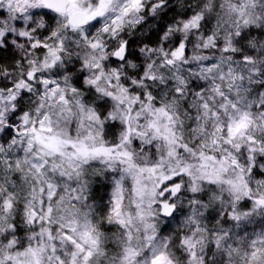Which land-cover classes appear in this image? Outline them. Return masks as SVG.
Wrapping results in <instances>:
<instances>
[{
    "label": "snow or ice",
    "instance_id": "obj_1",
    "mask_svg": "<svg viewBox=\"0 0 264 264\" xmlns=\"http://www.w3.org/2000/svg\"><path fill=\"white\" fill-rule=\"evenodd\" d=\"M0 264H264V0H0Z\"/></svg>",
    "mask_w": 264,
    "mask_h": 264
}]
</instances>
